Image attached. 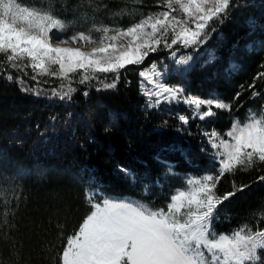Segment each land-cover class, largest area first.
<instances>
[{
    "label": "snow or ice",
    "instance_id": "1",
    "mask_svg": "<svg viewBox=\"0 0 264 264\" xmlns=\"http://www.w3.org/2000/svg\"><path fill=\"white\" fill-rule=\"evenodd\" d=\"M81 3L94 12L108 7L102 0ZM128 3L143 6L144 0H125L126 6L112 15H130L131 23L115 19L104 23L85 13L83 23L88 26L82 24L69 34L72 23L51 5L0 0V79L26 94L66 102L80 91L75 85L86 86L84 96L89 89L113 91L122 79L131 84L127 73L136 71L145 113L174 111L176 131L189 136L196 121L213 123L221 113L231 116L246 91L251 99H264V91L257 90L258 81L264 84V70L247 86L240 85L231 100L215 93L194 94L185 86L197 66L213 65L218 59L205 45L240 6L239 0H154L146 12L129 9ZM247 23L249 34L259 28L262 38L247 45L246 51L264 48V22L251 18ZM162 52L170 63L150 59ZM237 67L232 64L230 70ZM260 68L264 69V63ZM173 79L180 82L171 83ZM54 81L59 83L52 86ZM181 106L183 110L178 111ZM160 126L167 128L169 121L163 120ZM195 126L206 141L199 152L212 157L214 170L196 175L185 169L180 176L170 157L178 156L195 168L196 154L182 143L161 146L155 158L164 174L143 184L144 195H151L153 187L163 189L170 179L182 182L172 188L162 206L114 195L91 174L84 193L85 215L67 233L64 224L56 225L59 245H51L56 249L53 264H264V207L253 213L255 224L217 229L222 219H230L221 216L225 202L251 186L233 179L232 190L220 193L221 182L242 172H264V103L259 110L249 108L243 121L234 117L223 132ZM119 171L130 183L140 182V174L132 168L121 166ZM26 174L22 168L2 177L0 231L15 227L11 218L22 198L16 181ZM256 182H264V175ZM0 264L9 262L0 258Z\"/></svg>",
    "mask_w": 264,
    "mask_h": 264
},
{
    "label": "trees",
    "instance_id": "2",
    "mask_svg": "<svg viewBox=\"0 0 264 264\" xmlns=\"http://www.w3.org/2000/svg\"><path fill=\"white\" fill-rule=\"evenodd\" d=\"M103 3L108 7L92 13L100 15L104 12L112 16L121 9L119 0H104ZM152 3L154 0H144L143 6L138 8ZM51 4L65 19L66 11L71 12L77 6L74 0H51ZM239 5L205 45L215 52L216 62L197 66L186 78L185 86L189 92L201 96L215 93L231 100L240 91V85L247 86L258 72L264 70L260 68L264 63V48L246 51L247 45L262 38L259 28L249 34L247 22L251 18L264 22V0H239ZM150 59L170 63L166 52ZM232 64L238 67L230 70ZM127 80L131 84L122 79L113 91L89 89L88 96L83 95L86 86L75 85L80 91L71 101L62 102L26 94L16 84L0 79V165L8 172L19 167L38 169L37 173L26 174L17 180L22 198L15 217L11 218L15 227L0 231V258L4 261L9 264H53L56 249L51 245H59L56 225L64 224L67 233L85 215L84 193L91 174L101 179L114 195L162 206L172 188L182 182L170 179L164 182L163 189L153 187L151 195H144L143 184L162 177L165 171L155 158L158 149L176 142L196 154L195 168L178 156L170 157L180 176L185 174V169L196 175L204 170H214L212 157L207 152H199L202 144L206 146V141L195 125L215 127L223 132L230 127L234 117L243 121L249 108L259 110L264 103L261 98L251 99L246 91L236 101L231 116L221 113L213 123L196 121L191 127L193 134L189 136L176 131L178 122L174 111L145 113L136 71L128 72ZM170 82L179 83L180 80ZM58 83L54 81L52 86ZM257 90L264 91V84L258 81ZM177 110L182 111V106ZM163 120L169 121L167 128H161ZM121 166L137 171L140 182L127 181L119 171ZM259 175L264 172L238 173L236 177L225 178L218 186V191L224 193L232 190L233 179L237 184L251 185L222 206L225 211L221 216L230 219H222L217 224L218 231L235 228L244 222L255 224L253 213L264 207V182H256ZM2 218L0 212V220Z\"/></svg>",
    "mask_w": 264,
    "mask_h": 264
},
{
    "label": "rangeland",
    "instance_id": "3",
    "mask_svg": "<svg viewBox=\"0 0 264 264\" xmlns=\"http://www.w3.org/2000/svg\"><path fill=\"white\" fill-rule=\"evenodd\" d=\"M76 1V7L72 10H70L71 12L69 11H66L65 15H66V19L72 23V28H69V34L70 32L73 30V28H79L82 24L84 27H87L88 25L84 24V14L87 13L88 16H94L98 21H103L104 23H112L113 20L115 19V21H118L119 23L121 24H129L132 22L133 20V17L130 16V15H121V16H117V17H113L112 16H107L106 14H100L97 15L94 14V12L92 13V8L91 7H88L86 4H83L81 3V0H74V2ZM104 0H102L103 2ZM26 3H35V4H43L45 6H48V5H51L54 9V4H51V0H25ZM101 2V0H97V3ZM119 3H120V7L121 8H124L126 5H125V0H119ZM154 3H152L150 6H145L144 8H138V7H141V5H132L131 3H128L127 4V7L129 9H132L133 7L135 8H138L140 9V11H148L149 9H151L152 5ZM55 12L56 9H54ZM103 11V10H102ZM102 13V12H101ZM136 19L139 18V15L137 14L135 16ZM27 169V174H30V173H37L38 172V169H31V168H26V167H19L17 170L13 171V172H8L6 169H4L1 165H0V183H2V177L4 175H7V176H11L17 172H19L21 169ZM24 176V175H23ZM19 179V178H18ZM17 179V180H18ZM17 183V181H16Z\"/></svg>",
    "mask_w": 264,
    "mask_h": 264
}]
</instances>
